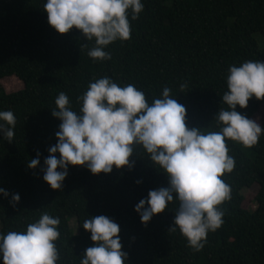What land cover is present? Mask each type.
Masks as SVG:
<instances>
[{
	"label": "trees",
	"instance_id": "obj_1",
	"mask_svg": "<svg viewBox=\"0 0 264 264\" xmlns=\"http://www.w3.org/2000/svg\"><path fill=\"white\" fill-rule=\"evenodd\" d=\"M44 2L0 0V80L14 77L22 85L12 93L0 86V111L10 110L15 117L11 141L0 137V188L8 193L0 197V233L23 231L47 213L59 221L55 264H79L92 244L83 221L104 215L118 225L124 264H264V132L250 148L225 140L235 162L221 176L230 198L218 206L223 222L206 233L199 251L178 231H168L178 207L175 198L143 225L133 211L148 191L167 187L166 175L140 146H134L130 168L93 175L85 166H67L58 190L41 179L47 150L56 143L59 120L50 115L56 96L63 92L78 113L77 98L101 77L120 87L132 84L148 104L167 87L185 108L187 128L219 131L215 114L227 110L220 98L228 67L264 63V47L254 39L259 34L264 42V0H141L136 19L128 13L129 38L105 46L110 58L100 61L87 56L93 40L74 28L57 34L48 26ZM261 105L264 96L234 110L250 119ZM260 126L264 130V121ZM37 153L38 164L29 169ZM253 184L255 209L249 212L242 208L241 191ZM12 194L19 195L14 205Z\"/></svg>",
	"mask_w": 264,
	"mask_h": 264
},
{
	"label": "clouds",
	"instance_id": "obj_2",
	"mask_svg": "<svg viewBox=\"0 0 264 264\" xmlns=\"http://www.w3.org/2000/svg\"><path fill=\"white\" fill-rule=\"evenodd\" d=\"M142 8L141 0H45L43 13L57 34L74 28L85 40H93L87 56L100 61L110 58L105 46L129 38L128 13L135 20ZM227 73L226 91L220 98L227 110L215 114L220 130L206 133L185 126V108L170 96L167 87L160 98L148 104L143 92L132 84L120 87L101 77L90 82L77 98L78 113L71 110L67 96L60 92L55 108L50 110L59 124L54 133L56 143L48 148L41 166L42 181L51 190H58L67 166H85L93 175L130 168L129 157L134 146H140L148 160L166 175L167 187L148 191L133 211L143 225L175 198L178 207L168 231H178L189 247L199 251L206 233L223 222L218 206L230 198V187L221 176L230 173L235 162L227 154L225 140L250 148L264 132L255 120L234 110L237 106L245 108L249 98L259 101L264 96V63L244 61L230 65ZM0 121V137L10 142L13 113L0 111ZM38 160L37 153L27 167L35 168ZM7 196L0 188V197ZM18 200V194L11 195L12 205ZM58 223L57 218L42 213L23 231L0 233V264H55ZM82 229L90 234L92 244L84 250L79 264H124L126 254L121 251L115 222L98 215L85 219Z\"/></svg>",
	"mask_w": 264,
	"mask_h": 264
},
{
	"label": "rangeland",
	"instance_id": "obj_3",
	"mask_svg": "<svg viewBox=\"0 0 264 264\" xmlns=\"http://www.w3.org/2000/svg\"><path fill=\"white\" fill-rule=\"evenodd\" d=\"M254 39L256 40L258 47L262 49L264 47V42L261 39L260 35L255 34ZM0 86L2 87L5 93H12V92H16L22 89L21 83L18 80H16L14 77H11L8 79L5 78V79L0 80ZM250 119L255 120L259 125H261V123L264 121V106L261 105L258 111ZM256 193H257L256 184H253L249 188L243 189L241 191V195L243 197V202H242L243 209L249 212L255 209L254 198H255ZM69 226L73 230L74 233L77 231L75 220L73 219L70 220Z\"/></svg>",
	"mask_w": 264,
	"mask_h": 264
}]
</instances>
